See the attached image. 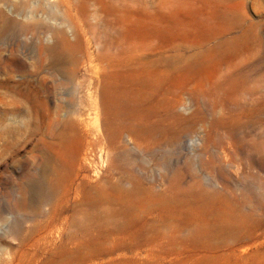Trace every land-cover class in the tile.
Segmentation results:
<instances>
[{
  "label": "rangeland",
  "instance_id": "374dc122",
  "mask_svg": "<svg viewBox=\"0 0 264 264\" xmlns=\"http://www.w3.org/2000/svg\"><path fill=\"white\" fill-rule=\"evenodd\" d=\"M106 42L126 61L125 96L147 90L167 128L148 151L103 146L90 106ZM239 65L250 86L264 76V0H0V264H264V172L236 154L222 183L202 165L222 159L228 136L210 127L244 96ZM46 160L88 174L63 212Z\"/></svg>",
  "mask_w": 264,
  "mask_h": 264
},
{
  "label": "bare ground",
  "instance_id": "6f19581e",
  "mask_svg": "<svg viewBox=\"0 0 264 264\" xmlns=\"http://www.w3.org/2000/svg\"><path fill=\"white\" fill-rule=\"evenodd\" d=\"M65 44L64 42H56L49 48L54 60L59 61L62 59V49ZM114 44L112 42L107 43V53L103 57L104 65L101 69L100 82L98 80V84H100L99 99L101 109L98 108L96 97L93 95L90 106L91 113L94 114V119H98L100 114L102 116L103 133L106 139V142H104L105 145L103 146L112 150L117 145L122 144L123 141H128L132 143L134 148L148 151V148H150L152 144V132L157 130L163 133L167 128L163 131V125H159L157 128L152 126V112L141 104L144 103L148 97L147 90L143 91L138 96L135 94L133 96H125L120 82L123 73L122 68L126 61L116 55V45ZM228 59H230V57ZM141 63L149 64L152 63V61H141ZM234 73L235 74H231V76H237V79L234 81V78H231L230 81H234L238 93L244 96L242 100L237 101V109L229 112L230 121L221 124L218 122L210 127L216 132L217 130H221L228 136V139L224 141L222 146L218 144L221 146L220 152L222 154V159H219V156L216 159L207 158L206 162L202 164L203 168L208 170L209 174H212L216 181L220 182L225 179L223 176V165L228 164L236 154L241 156L246 166H254L257 173L264 172V76H258L255 80V84L250 86L251 84L247 82L248 71L245 65H239ZM21 83L22 82H20V84ZM149 85L152 86V83H149ZM146 89H148V87H146ZM99 109L101 111H99ZM171 140H174V136ZM195 143H197L195 140L188 143L185 141L183 148H190V146ZM206 144L207 143H204L203 145L206 146ZM86 154L87 153L82 157L84 162H87L89 159ZM164 164L163 162L162 166ZM40 171V177L42 182L47 186L48 193L54 195L56 191L61 189L60 195L57 197V200L54 201V203L57 202L55 204L56 206L62 207L58 209L59 212L67 210V203L70 199L73 197L76 198V196L79 195L80 178H88L87 172H81L80 177L78 174L79 180H77V177H74L72 172L69 171L65 165L56 164V162L52 160L43 162ZM207 176L208 175H205L203 177L204 179L207 178V180L205 179L206 181L209 180ZM127 181H131V175L127 178L126 175L118 177L114 183L116 187L120 189ZM207 184H209V182H207ZM212 186L214 185L212 184ZM222 188L228 189L225 183ZM68 217L69 215L63 216L65 222L68 221ZM125 226L127 225L125 224ZM86 227L87 226H84V228L82 227V232L88 237L90 229Z\"/></svg>",
  "mask_w": 264,
  "mask_h": 264
}]
</instances>
